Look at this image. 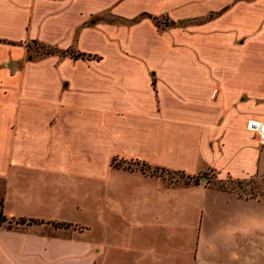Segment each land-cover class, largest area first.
Listing matches in <instances>:
<instances>
[{
    "label": "crops",
    "instance_id": "obj_1",
    "mask_svg": "<svg viewBox=\"0 0 264 264\" xmlns=\"http://www.w3.org/2000/svg\"><path fill=\"white\" fill-rule=\"evenodd\" d=\"M252 117L264 0H0V264H264Z\"/></svg>",
    "mask_w": 264,
    "mask_h": 264
},
{
    "label": "rangeland",
    "instance_id": "obj_2",
    "mask_svg": "<svg viewBox=\"0 0 264 264\" xmlns=\"http://www.w3.org/2000/svg\"><path fill=\"white\" fill-rule=\"evenodd\" d=\"M138 165L147 167L145 164H141V163H139ZM163 173L168 175V177L171 180H174V181L184 180V176H181L177 172H165L164 171ZM198 180L206 182V183H211L212 185H215L223 189L236 191L237 193L241 195L264 197V177H260V176H250V177H244V178L224 177L221 179V178L216 177L214 173H209V174L207 173L204 176L203 180H201V178H198ZM3 187H4V180L0 178V226L20 224V223L15 222L14 219H12L10 222L8 221V219L1 220L2 214H6L3 212L2 207H1V203H2L1 193L3 192L2 190ZM262 204L264 205V203ZM262 211L263 212H259V213L257 212L258 213L257 220L264 221V206L262 208ZM6 215L9 216L8 214ZM259 226L260 225L258 224L257 231H258ZM261 227L264 229V223H262Z\"/></svg>",
    "mask_w": 264,
    "mask_h": 264
},
{
    "label": "trees",
    "instance_id": "obj_3",
    "mask_svg": "<svg viewBox=\"0 0 264 264\" xmlns=\"http://www.w3.org/2000/svg\"><path fill=\"white\" fill-rule=\"evenodd\" d=\"M154 18H155L156 23L160 27L174 24V21L171 19H168L166 16H162L160 18H158V17H154ZM161 18H162V20H161ZM28 46L33 48V50L39 51V53H41V54H49V53H55V52L62 53V54H64V53H75L77 55L81 54L80 52L73 51L72 48H59L57 46H53V45L47 44V43L39 41V40H32V42L29 43ZM142 164H145V163L143 162ZM141 168H144V167L141 166ZM157 169H159V168H153L152 171L156 172ZM160 170L163 171L164 169L160 168ZM180 173L182 174L183 172H180ZM186 178H187V180H190L191 176L187 175ZM192 181H193V183H197V181H198L197 177L192 179ZM5 219H8L9 222L12 219H14V221L17 223L42 221L41 219L34 218V217L13 216V215L7 216L6 214H2L1 220H5Z\"/></svg>",
    "mask_w": 264,
    "mask_h": 264
},
{
    "label": "built area",
    "instance_id": "obj_4",
    "mask_svg": "<svg viewBox=\"0 0 264 264\" xmlns=\"http://www.w3.org/2000/svg\"><path fill=\"white\" fill-rule=\"evenodd\" d=\"M246 126L253 133L256 140L264 144V119L255 117L249 118Z\"/></svg>",
    "mask_w": 264,
    "mask_h": 264
}]
</instances>
